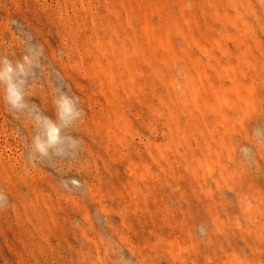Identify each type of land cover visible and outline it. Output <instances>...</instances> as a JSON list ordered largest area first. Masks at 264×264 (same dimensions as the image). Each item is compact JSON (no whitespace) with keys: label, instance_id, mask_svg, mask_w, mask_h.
<instances>
[{"label":"rangeland","instance_id":"obj_1","mask_svg":"<svg viewBox=\"0 0 264 264\" xmlns=\"http://www.w3.org/2000/svg\"><path fill=\"white\" fill-rule=\"evenodd\" d=\"M0 264H264V0H0Z\"/></svg>","mask_w":264,"mask_h":264}]
</instances>
